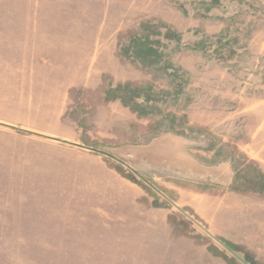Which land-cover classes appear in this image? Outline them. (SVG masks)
Wrapping results in <instances>:
<instances>
[{"label":"rangeland","instance_id":"1","mask_svg":"<svg viewBox=\"0 0 264 264\" xmlns=\"http://www.w3.org/2000/svg\"><path fill=\"white\" fill-rule=\"evenodd\" d=\"M167 135L239 209L157 187ZM263 233L264 0H0V264H264Z\"/></svg>","mask_w":264,"mask_h":264},{"label":"crops","instance_id":"2","mask_svg":"<svg viewBox=\"0 0 264 264\" xmlns=\"http://www.w3.org/2000/svg\"><path fill=\"white\" fill-rule=\"evenodd\" d=\"M153 145V147H157V165H155L157 187L161 190H176L179 193L176 196L180 207L190 206L189 201L205 203L210 198L215 199V197H211V189L204 188L205 186H218L223 188V191L217 194V199L224 203L225 209L237 210L240 208L239 205L232 207L226 204L228 201L242 197V194L236 192L239 189H236L235 179L233 180L225 164L209 167L197 161L187 153L186 142L180 137L167 135L157 138ZM131 167L135 168L136 166L131 164ZM255 192L254 194L259 195V192ZM188 197L190 199H186ZM162 212L167 213V210L163 209Z\"/></svg>","mask_w":264,"mask_h":264},{"label":"water","instance_id":"3","mask_svg":"<svg viewBox=\"0 0 264 264\" xmlns=\"http://www.w3.org/2000/svg\"><path fill=\"white\" fill-rule=\"evenodd\" d=\"M82 147V146H79ZM86 148L88 150H92L90 148L87 147H83ZM93 151V150H92ZM120 163L124 164L125 166H127L128 168H130L140 179H142L144 182H146L148 185H150L151 187H153L157 192H159L160 194L164 195L160 190L156 189V187H154L150 182H148L140 173H138L137 171L133 170L130 166H128L126 163H124L123 161H119ZM170 201V200H169ZM172 202V201H171ZM173 203V202H172ZM174 204V203H173ZM175 205V204H174ZM192 218V217H191ZM193 219V218H192ZM235 258H237L239 261H241L244 264H247L242 258H240L239 256H237L235 253H232Z\"/></svg>","mask_w":264,"mask_h":264}]
</instances>
